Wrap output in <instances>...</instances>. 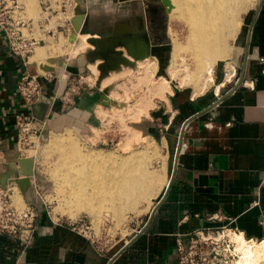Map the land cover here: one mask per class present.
<instances>
[{"label":"crops","instance_id":"obj_1","mask_svg":"<svg viewBox=\"0 0 264 264\" xmlns=\"http://www.w3.org/2000/svg\"><path fill=\"white\" fill-rule=\"evenodd\" d=\"M76 1L71 33L73 37L82 33L86 39L70 54L34 60L35 54L25 66L8 51L0 33V181L19 180L20 173L30 170L23 196L37 214L28 245L0 234V264H176L178 238L186 240L197 231L224 226L247 241H263L264 0H259L247 20L244 37L237 38L242 57L232 81L226 80L225 70L224 82L219 77L215 85L213 77L208 86L214 90L207 94L197 87L194 93L170 88L165 98H154V107L141 116L152 135L158 133L166 145H174V157L168 184L133 234L99 253L67 223L45 212L33 191L35 163L28 169L16 160L15 116L30 115L51 130H76L88 143L91 139L97 144L114 143L116 129L108 120L113 109L104 108L99 99L100 91L115 83L105 86L107 80L125 74L119 68L120 58L132 63L131 52L140 56L136 60L153 62L147 92L152 83L165 79L162 66L158 68L168 53V11L161 0ZM60 35L70 34L51 38ZM53 59L56 62L49 63ZM25 73L36 76L42 85L40 98L30 106L16 94L17 81ZM97 74H108L97 93H83L69 106L63 103L68 76L86 81ZM168 74L171 77L170 65ZM152 77L157 79L153 82ZM95 129L101 130L100 137L96 138Z\"/></svg>","mask_w":264,"mask_h":264},{"label":"bare ground","instance_id":"obj_2","mask_svg":"<svg viewBox=\"0 0 264 264\" xmlns=\"http://www.w3.org/2000/svg\"><path fill=\"white\" fill-rule=\"evenodd\" d=\"M23 1L28 7V0ZM167 2L169 4L168 9L170 14L174 18L177 17L179 20H183L189 30L186 44L184 45L183 42V45H180V42H178L179 45L176 43L175 45L177 47L174 46L176 49L173 56L172 68L183 67L186 69L184 63L182 64L181 62L183 59L181 53L186 51L187 53L183 52V54H188L190 59V64L188 65L192 67V70H189V68L186 69L187 75L191 74L194 81L197 82L202 79L203 89L209 81L213 80V68L218 60L223 61V59L229 58L232 55V44L235 42L240 30L242 15L248 11L252 4L253 6L256 5L257 0H167ZM59 19L62 20L61 17H56L46 29L54 28L55 22ZM81 34L76 33L75 37L71 36L72 38L69 39V42L76 45L77 43H75L74 39L80 40L79 36ZM61 37L63 36L60 35L56 41H59ZM52 39L49 36L45 41L49 44L56 42ZM39 47L30 56L29 63ZM49 53L45 48H40L35 59L45 58ZM120 60L124 65H135L123 57ZM55 62L53 59L49 63L54 64ZM146 62H148L147 64H151L148 59ZM147 68L148 65L146 66ZM232 69L234 72V68ZM231 78V73H227L226 80L230 82ZM107 84L109 85V83ZM154 91V94L156 93L157 96L159 94L164 98L165 92H171L166 79H162L157 83ZM147 99L149 100V98ZM145 102V100H142L134 111V115L138 118L142 114L141 112H144L148 108L147 103V108L145 107ZM131 132V138L133 140L136 137H141L139 132L133 129ZM38 143L35 140V145L32 148L36 147ZM129 144L127 146L131 147V143ZM151 145L153 144H147L144 152L119 158L112 154L91 156L81 149L70 136L52 138L49 142V148L52 151L59 152L60 156L59 169L52 176L58 188H60V194L63 198L62 201L66 205L67 210L73 215L74 211L87 212L96 222H100L101 217L108 216V214H112L116 221L123 220L125 213H138L140 212L139 207L145 203H147V210L160 194L163 188L162 182L166 181H163L165 178H163V174L165 175V172L162 171L161 178V175H156L147 168V164L149 165L147 161H150L149 155L157 154L155 147L150 151ZM149 146L151 147L149 148ZM26 159L28 158L26 157ZM28 160H31L33 163L35 162L34 159ZM104 165L109 166L106 168ZM12 190L14 204L20 207L24 204V191L16 187H13ZM18 197L22 201L21 204L16 201ZM229 236L234 244L235 253L238 255L235 264H264V240L260 242L247 241L241 233L232 234L230 232Z\"/></svg>","mask_w":264,"mask_h":264},{"label":"rangeland","instance_id":"obj_3","mask_svg":"<svg viewBox=\"0 0 264 264\" xmlns=\"http://www.w3.org/2000/svg\"><path fill=\"white\" fill-rule=\"evenodd\" d=\"M161 3L168 11V14L166 15V22L168 26V50H167L168 53H167V58L161 63H159L158 65L159 66L158 68L162 66L163 74H165L163 78L168 80L169 86L171 90L173 91L187 90L190 93H194L195 92L194 87H197V89L200 92L203 91L202 94L204 93L207 94L209 92H212L214 90L213 85L208 86L212 81H209V83H207L206 86L202 89V84H203L202 79L201 81L197 82V81H194L191 74L187 75L186 69L189 68V70H192V67L191 65H188L190 64V59L188 57V54L186 55L183 54V52L187 53L186 51H183L181 53V56L183 57L181 62L182 64L184 63V66L186 69H184L183 67H180V68L175 67V69L172 68L173 56L175 53V49L177 47L175 44L177 43V45L179 44L183 45V42H184V45H185L187 41V36L189 34V30H188L187 24L185 26V22H183V20L181 19L179 20V18L177 17L174 18V16L170 14L169 9L163 4L162 0H161ZM258 3H259V0H257L256 5L253 6L252 4L250 8L248 9V11L242 15V22L240 25V30L237 34L235 42H233L232 44L233 46L232 55L229 58L223 59V61L218 60V62L215 64L213 68V77H214L215 85L217 84V79L219 77H221L222 82H224L225 77L223 73L225 70H228L229 71L228 73H231L235 77L238 69L240 68L242 54H241V50L237 46V38L244 37L246 33L245 26L247 25V20L250 18L252 12L256 9V6L258 5ZM27 5H28V8L30 9L29 10L30 15L37 17L38 9H37L36 0H28ZM71 36L73 37V33H70V35L67 36V38H65L66 36L61 37L60 46H56L53 43L54 44V46L52 45L53 48H45L47 51H50L48 56H46L45 58H51L52 56L56 57L60 54H70V51L72 50V48L81 47L82 45L80 44V42L83 41V39H86V36L80 35L79 42L76 45H74V43L69 42L68 38L69 37L72 38ZM42 38L46 40V38L48 37L43 36ZM52 40L56 41L54 39ZM178 42L180 43L178 44ZM47 44L49 43L46 42L44 46ZM40 46L42 47H39L35 52L36 56L38 54V50L40 48H44L43 44H41ZM174 46L176 47L174 48ZM184 58H185V62H184ZM132 60H131L132 63H134L135 65H131V66L122 64V61L120 60L119 62L121 63L119 64L120 71L126 70L125 74L122 76H118V78L116 79L115 77H113L107 80L104 85H106L107 83L110 84V82L113 83L115 81L114 85L109 87L106 91L105 90L100 91L99 100L101 104L104 106V108L113 109L112 110L113 112L108 120H109V124H111L112 127L116 129V132L114 133V143L108 142V144L106 143L97 144L95 142L96 139H91L90 142L88 143L80 137L78 131L76 130L62 129V128L57 129V130L56 129L51 130V129H47V126L45 124L44 130L40 134V141L36 145V147L23 148L24 158L27 157L28 159H34L35 161L34 162L35 172H34V177H33V183H34L33 191L37 195V199L39 200V203L43 205L42 207L45 209V212L49 213V215L54 220H57V218H59L64 221H71V219L77 220V219L82 218L83 220L90 221L98 242L106 244L107 247L110 244L114 243L115 241H118L119 239L125 240L131 234H133V230L136 229L137 225H139V222L143 220L146 215H148L150 208L159 200L160 194L153 201V203L149 206L147 210H146L147 203H145L144 205L139 207L140 212L138 213L137 212H133V213L127 212L123 215V220H120V221L118 220L116 221V219L114 218L112 214L110 215L108 214V216H102L100 219V222L94 221V218H92L87 212L74 211V215H75L74 216L67 210L66 205L62 201L63 198L61 197V194H60V188H58L56 181L54 180L52 176L56 174L59 169V157L60 156H59V152L50 150L49 142L51 141L52 138L70 136L80 146L81 149L89 153L91 156H96L99 154L100 155L112 154L119 158L128 157L138 152H144L145 146H147V144H153L151 145L152 147L149 146V148L151 147L150 151L153 149V147H155L156 149L155 148L154 149L157 151V154L152 155V156H150L151 154L149 155L150 161H147L149 162V165L147 164L148 166L147 168H149V170L151 172H154L156 175H161V178H162L163 172H165V175L163 174V178L165 177L166 179L164 178L163 181L164 180L166 181L162 182V186L164 188L167 185L169 174L171 172V168L173 165L174 145L173 146L166 145L163 141L160 140V135L158 133L152 135L153 131H150L151 129H148L147 127L148 121L141 118L142 115L147 114L146 112H148L147 110L149 107H154L152 100L154 98H157V94L156 93L154 94L155 91H153V89L155 90L156 84L152 83L154 85L153 89H149L148 92H147V87H145V86L149 87L151 84L150 76L152 75L151 70L154 67L153 62L150 61L151 64L149 63L150 64L149 65L147 64L148 62H145V61H139L136 59L134 60V58H132ZM134 61H137V64ZM147 65H148V68L146 69ZM169 65H170V75L171 77L173 76L172 78L175 77L174 79H171V77L168 74ZM232 68H234V72ZM148 71H149V74H148ZM175 71L176 73H174ZM87 76H88L87 74L83 75V77L85 78ZM107 76L108 74L107 75L97 74L96 77L87 79L86 80L87 82L86 81L85 82L88 84V86H85L84 89L80 91L79 96H82L83 93H85V95L86 94L88 95L91 93H97L100 90V83L102 82L104 78H107ZM155 78L152 77L153 82L154 80L157 79ZM232 80L233 78H231V81ZM91 83H93L94 85L92 84L93 85L92 86ZM109 96L110 98H108ZM158 96L160 95L158 94ZM147 98H149V100ZM142 100L146 101L145 107L148 104L147 106L148 108L146 107L147 110L145 109L144 112L143 111L141 112L142 114H140V117H139L140 120L135 121V120H138L139 118L134 115V111ZM132 129L139 131L142 137H148V138L144 139L142 137H136V139L134 138L137 142L136 143L135 140L131 138ZM67 131H69L70 133L68 132L66 134ZM103 131H106V129H104ZM100 132L101 130L95 129L94 133L96 135V138L99 135H101ZM128 136L130 137V139ZM128 139L129 141H127ZM129 143H131V147L127 146ZM108 166L109 165L107 166L104 165V167L106 168H108ZM163 168L165 169V171ZM12 199L14 198L12 197ZM107 199H110V198H107ZM16 201L19 204L22 203L19 197L16 199ZM235 263H236V260H235Z\"/></svg>","mask_w":264,"mask_h":264},{"label":"built area","instance_id":"obj_4","mask_svg":"<svg viewBox=\"0 0 264 264\" xmlns=\"http://www.w3.org/2000/svg\"><path fill=\"white\" fill-rule=\"evenodd\" d=\"M38 15L32 17L23 0H0V33L8 51L20 58L26 66L35 49L45 43V37H54L59 33H71V21L77 8L76 0H36ZM54 28L46 29L56 18ZM88 84L81 76H68L66 89L62 100L65 105H71L73 99L79 97L80 91ZM42 85L36 76L25 73L17 81L16 94L25 105H32L41 96ZM45 122L37 121L30 115H16L17 130L16 152L18 158H24L23 148L33 147L35 141H40V134L45 128ZM14 181H0V234L10 236L23 245H28L33 236L37 214L31 205L24 202L17 207L12 199ZM73 232L83 237L97 252L103 253L106 244L99 243L90 221L82 218L64 221ZM231 221H229L230 224ZM234 229L224 226L214 231H197L182 237L176 242V264H235L238 255L229 233Z\"/></svg>","mask_w":264,"mask_h":264},{"label":"water","instance_id":"obj_5","mask_svg":"<svg viewBox=\"0 0 264 264\" xmlns=\"http://www.w3.org/2000/svg\"><path fill=\"white\" fill-rule=\"evenodd\" d=\"M162 2L167 8H169V4H168L167 0H162ZM75 16H76V11H75ZM75 16L73 17V19L71 21L72 27H73V20H74ZM129 55L132 58H134V59H137L138 57H140L139 55L137 56L136 54H133L131 52H129ZM16 160L20 161L21 164L26 165V167H28V169H31L33 167V162L31 160H28L26 158H18V157H16ZM30 175H31V171L29 170L28 173H20L21 179L17 180L16 178H13L11 180L15 182V184L17 185L18 189H22L23 190V184L24 183L25 184L29 183L28 177Z\"/></svg>","mask_w":264,"mask_h":264}]
</instances>
